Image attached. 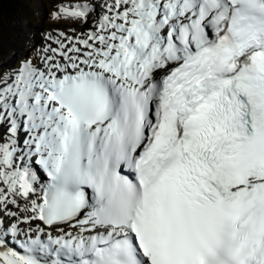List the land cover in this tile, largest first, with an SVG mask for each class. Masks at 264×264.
<instances>
[{"label": "snow or ice", "instance_id": "obj_1", "mask_svg": "<svg viewBox=\"0 0 264 264\" xmlns=\"http://www.w3.org/2000/svg\"><path fill=\"white\" fill-rule=\"evenodd\" d=\"M51 3L0 70V264H264V0Z\"/></svg>", "mask_w": 264, "mask_h": 264}, {"label": "rangeland", "instance_id": "obj_2", "mask_svg": "<svg viewBox=\"0 0 264 264\" xmlns=\"http://www.w3.org/2000/svg\"><path fill=\"white\" fill-rule=\"evenodd\" d=\"M52 11L51 0H27L18 2V7L0 6V70L7 72L9 66L18 68L25 58L35 62L46 33L57 29L68 31L62 21L52 19ZM28 32L38 33L39 43L29 51H22Z\"/></svg>", "mask_w": 264, "mask_h": 264}, {"label": "trees", "instance_id": "obj_3", "mask_svg": "<svg viewBox=\"0 0 264 264\" xmlns=\"http://www.w3.org/2000/svg\"><path fill=\"white\" fill-rule=\"evenodd\" d=\"M0 6H3V7H10V6L18 7V0H0Z\"/></svg>", "mask_w": 264, "mask_h": 264}]
</instances>
